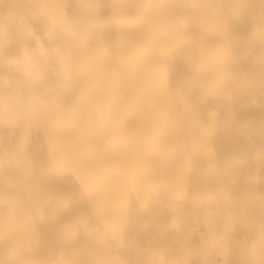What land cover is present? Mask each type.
<instances>
[{"label":"bare ground","instance_id":"1","mask_svg":"<svg viewBox=\"0 0 264 264\" xmlns=\"http://www.w3.org/2000/svg\"><path fill=\"white\" fill-rule=\"evenodd\" d=\"M0 264H264V0H0Z\"/></svg>","mask_w":264,"mask_h":264}]
</instances>
